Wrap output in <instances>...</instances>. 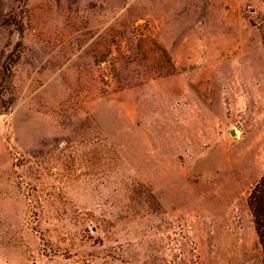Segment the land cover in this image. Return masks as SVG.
I'll list each match as a JSON object with an SVG mask.
<instances>
[{"label":"rangeland","instance_id":"rangeland-1","mask_svg":"<svg viewBox=\"0 0 264 264\" xmlns=\"http://www.w3.org/2000/svg\"><path fill=\"white\" fill-rule=\"evenodd\" d=\"M264 0H0V264H261Z\"/></svg>","mask_w":264,"mask_h":264},{"label":"trees","instance_id":"trees-1","mask_svg":"<svg viewBox=\"0 0 264 264\" xmlns=\"http://www.w3.org/2000/svg\"><path fill=\"white\" fill-rule=\"evenodd\" d=\"M248 206L253 216L259 241L263 247L261 264H264V176L253 186L248 197Z\"/></svg>","mask_w":264,"mask_h":264}]
</instances>
